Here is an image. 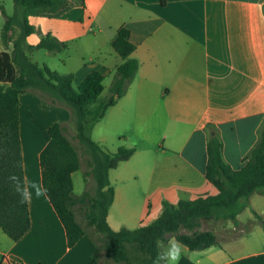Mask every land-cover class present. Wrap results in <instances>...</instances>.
Returning <instances> with one entry per match:
<instances>
[{"label": "crops", "instance_id": "1", "mask_svg": "<svg viewBox=\"0 0 264 264\" xmlns=\"http://www.w3.org/2000/svg\"><path fill=\"white\" fill-rule=\"evenodd\" d=\"M70 1L54 15L29 18L35 32L27 37V46L51 35L66 45L58 52L66 53L65 66L76 43L80 68L69 73L75 83L98 71L110 78V87L123 62L111 44L125 27L135 45L131 58L139 64L125 94L91 133L107 152L135 150L109 171L114 190L109 228L135 230L152 223L164 203L216 195L204 175L209 129L221 139L225 164L238 170L264 126V0ZM68 118L67 109L53 107L37 94L19 96L25 181L41 184L39 154L49 140L47 129ZM80 169L81 163L72 181ZM28 207L31 227L21 240L13 242L0 230V264H95L94 241L85 235L68 248L64 227L46 196L37 198L33 191ZM236 220L238 228L231 221L203 218V227L219 244L200 251L184 246L178 264H264V195L252 193ZM206 221L210 223L204 226ZM219 229L241 233L220 239Z\"/></svg>", "mask_w": 264, "mask_h": 264}, {"label": "trees", "instance_id": "2", "mask_svg": "<svg viewBox=\"0 0 264 264\" xmlns=\"http://www.w3.org/2000/svg\"><path fill=\"white\" fill-rule=\"evenodd\" d=\"M72 3L70 0H13V15L3 13L5 21L0 34L5 49L0 52V230L10 240L18 242L31 227L28 202H22L10 180L15 175L22 186L25 182L19 96L31 92L51 106L69 111L74 120L75 137L91 159L95 195L84 192L75 197L72 175L79 170V154L64 134L61 123L48 127L49 140L39 154L41 185L47 189L46 197L64 227L68 248L88 235L74 211L75 205L81 202L89 203L88 225L102 235L103 251L116 264H153L158 240L166 244L175 238L191 251L218 245L219 240L212 231L200 230L202 219L213 217L217 221H231L238 228L236 216L248 207L249 196L254 192L264 195V126L257 143L245 158L244 166L238 170L225 164L221 139L216 130L209 129L204 175L217 189L216 195L180 200L176 205L164 203L152 223L135 230H111L106 217L114 190L108 174L120 162L128 160L135 150L120 147L114 153L107 152L92 140L91 133L106 111L125 94L139 64L131 58L135 45L130 42L129 30L119 28L111 47L123 62L115 70L108 97L101 100L104 91L101 72L89 73L75 88L72 74L61 75L32 61L28 56L30 51L58 53L65 50L66 45L47 34L35 46H27V37L35 32L29 18L54 15ZM1 65L4 67L2 80ZM262 226L264 228V222ZM95 245L98 252L96 242Z\"/></svg>", "mask_w": 264, "mask_h": 264}, {"label": "rangeland", "instance_id": "3", "mask_svg": "<svg viewBox=\"0 0 264 264\" xmlns=\"http://www.w3.org/2000/svg\"><path fill=\"white\" fill-rule=\"evenodd\" d=\"M14 12V5H13V0H0V34H1V29L5 21V17L3 13L6 16H11L13 15ZM76 46L78 44L74 43L72 45V49L70 51V54L72 55L71 59L66 60V64L64 66L63 60L66 59V53H55V54H49L46 53L45 50H38L34 52L31 56L30 59L34 62L39 63V65H45L47 66L50 70L56 71L57 73L61 75L69 74L71 71L77 72L78 68H80V58H78L77 54V49ZM10 50V49H9ZM4 77V67L1 65V80ZM78 83H74L73 86L76 88ZM110 84V78L106 77L104 78L103 81V86H104V91L100 97L101 100H105L108 97V87ZM33 126H38L37 123H33ZM27 126L25 122L22 121V126ZM64 134L67 136V138L70 140L72 143L73 147L79 154L80 158V163L82 170L80 169V172H77L74 176L73 180V194L76 196L82 195L84 192H88L91 196L95 195V181L91 175V159L88 153H86L85 149L81 147L79 144L78 140L75 137V126H74V120L73 117H71L69 113V118L68 120L62 124ZM103 127L100 126L98 127L97 131H99ZM85 172V177L83 175V172ZM75 214L77 215V220L79 223L83 226L85 229L86 233L93 239L94 243L96 242L99 250L97 252V256L95 258V264H116L114 263L111 259L106 257L104 251H103V243H104V238L102 235L97 234L92 227L88 225V220H87V215L90 211V205L87 202H81L77 203L74 207ZM210 221H206V224L204 226L209 225ZM204 228L203 224L201 222V231H207ZM221 233L219 232V237L220 239L223 238H230V237H235L238 234L241 233L240 230L237 231H224V229H219ZM218 238V237H217ZM219 240V238H218Z\"/></svg>", "mask_w": 264, "mask_h": 264}, {"label": "clouds", "instance_id": "4", "mask_svg": "<svg viewBox=\"0 0 264 264\" xmlns=\"http://www.w3.org/2000/svg\"><path fill=\"white\" fill-rule=\"evenodd\" d=\"M10 180L14 183L16 191L21 195L22 202H30L33 191L37 198L47 195V189L41 184L25 181L22 186L20 178L15 175H12ZM156 246L158 251L153 264H178L184 249L181 241L171 238L165 244L163 240H158Z\"/></svg>", "mask_w": 264, "mask_h": 264}, {"label": "built area", "instance_id": "5", "mask_svg": "<svg viewBox=\"0 0 264 264\" xmlns=\"http://www.w3.org/2000/svg\"><path fill=\"white\" fill-rule=\"evenodd\" d=\"M5 261L12 262L13 260L11 258H5Z\"/></svg>", "mask_w": 264, "mask_h": 264}]
</instances>
